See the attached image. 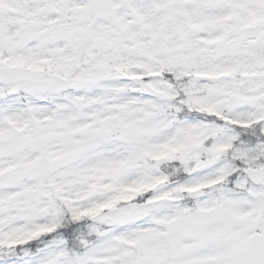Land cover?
<instances>
[{
    "label": "snow or ice",
    "instance_id": "6c2138e0",
    "mask_svg": "<svg viewBox=\"0 0 264 264\" xmlns=\"http://www.w3.org/2000/svg\"><path fill=\"white\" fill-rule=\"evenodd\" d=\"M0 264H264V0H0Z\"/></svg>",
    "mask_w": 264,
    "mask_h": 264
}]
</instances>
